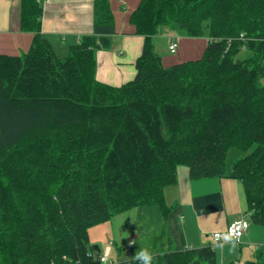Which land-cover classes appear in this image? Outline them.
I'll return each instance as SVG.
<instances>
[{"label":"trees","instance_id":"trees-1","mask_svg":"<svg viewBox=\"0 0 264 264\" xmlns=\"http://www.w3.org/2000/svg\"><path fill=\"white\" fill-rule=\"evenodd\" d=\"M41 16L37 0H19L32 41L0 55V264H94L89 229L150 206L162 220L153 264H217L210 246L169 247L164 190L180 166L191 180L241 182L250 224L264 227V0H139L128 22L143 49L119 87L95 77V54L116 34L108 0H94L93 34L64 58ZM164 28L206 31L202 57L164 68L152 44ZM231 149L248 154L227 173ZM263 263V251L246 262Z\"/></svg>","mask_w":264,"mask_h":264},{"label":"crops","instance_id":"crops-1","mask_svg":"<svg viewBox=\"0 0 264 264\" xmlns=\"http://www.w3.org/2000/svg\"><path fill=\"white\" fill-rule=\"evenodd\" d=\"M37 1L42 10L40 34L48 40L58 58L66 57L69 47L77 44L83 36L93 34L94 0ZM108 1L115 20L116 34L111 37L108 49H100L95 54V77L103 84L119 87L134 79L135 61L142 53L144 38L135 35L128 22L139 0H128V4L124 0ZM161 34L167 35L166 32ZM32 37L33 34L19 30V0H0V55L19 56L25 53ZM169 41L171 44L172 39ZM155 47L153 44L154 50ZM230 171L226 170L227 173ZM164 198L167 206L171 207L165 230L171 241L169 247L173 250L210 246L216 253L217 264H246L255 259L258 252H264V245L260 244L261 239L264 243V229H261L264 227L250 224L238 244L227 240L217 244L212 237L214 233L223 231L239 219L249 220L244 188L238 180H191L188 169L180 166L177 169V182L164 190ZM158 217V224L151 232H156L162 225L160 214ZM140 235L141 244L134 250L126 248L129 250L128 254H125V260L121 262L135 259L134 255L140 249L151 251V235ZM133 237L136 238V235ZM106 240L103 254L99 256L97 263L109 246L111 250L107 253V258L113 252L112 246L115 252L118 250L110 237ZM130 244L133 245L132 241L129 242V247ZM156 248L165 250L167 247L164 245ZM88 252L93 258L90 249ZM114 263L117 262H110Z\"/></svg>","mask_w":264,"mask_h":264},{"label":"rangeland","instance_id":"rangeland-1","mask_svg":"<svg viewBox=\"0 0 264 264\" xmlns=\"http://www.w3.org/2000/svg\"><path fill=\"white\" fill-rule=\"evenodd\" d=\"M124 1L125 4L130 3L128 0ZM162 32H166L167 35L159 34L158 37H153L152 44L156 46L154 52L160 57L161 64L164 68H169L182 62L200 59L209 42L206 31L203 36L197 38H189L166 28L162 29ZM172 36V41H175L177 46H179L175 53L169 51V39H172ZM247 55L248 53L246 50H241L236 58L243 60ZM261 84L264 85V79L261 80ZM246 154L248 153L235 149L229 150L227 154L226 170L230 171L234 162ZM158 214L159 212L156 207H137L127 213L113 217L109 222L89 229L90 241L88 249H90L93 254L94 264H101L99 262L97 263V259L103 254V245L107 243V237H110L116 243L118 250L115 252V248L112 246L113 252L111 256L107 258L106 263L102 264H110L112 261L117 262L114 264H118L125 260V254H128L129 251H127L126 248L134 250L137 248V245L141 244L142 236L140 234H149L151 235L150 239H152L154 237L153 233L155 232L151 231H154L158 224ZM135 235L136 238L133 237ZM130 241H132L133 245L130 244L131 246L129 247ZM260 244L264 245L262 239Z\"/></svg>","mask_w":264,"mask_h":264},{"label":"built area","instance_id":"built-area-1","mask_svg":"<svg viewBox=\"0 0 264 264\" xmlns=\"http://www.w3.org/2000/svg\"><path fill=\"white\" fill-rule=\"evenodd\" d=\"M175 45L170 46V50L173 51ZM247 227V223L244 220H237L229 225L225 230L216 232L213 234V239L217 242H221L222 240H227L229 242H235L240 240L241 236L243 235L245 229ZM107 256L104 255L99 259V263H106Z\"/></svg>","mask_w":264,"mask_h":264},{"label":"clouds","instance_id":"clouds-1","mask_svg":"<svg viewBox=\"0 0 264 264\" xmlns=\"http://www.w3.org/2000/svg\"><path fill=\"white\" fill-rule=\"evenodd\" d=\"M109 248L105 251V255L110 251ZM135 261L138 262V264H153V255L148 249H140L136 251L134 255Z\"/></svg>","mask_w":264,"mask_h":264},{"label":"bare ground","instance_id":"bare-ground-1","mask_svg":"<svg viewBox=\"0 0 264 264\" xmlns=\"http://www.w3.org/2000/svg\"><path fill=\"white\" fill-rule=\"evenodd\" d=\"M172 40H173V37H172ZM172 45H175V48H174V50L173 51H171L170 50V46H172ZM170 46H169V51L171 52V53H175V51H176V49H177V45H176V43H175V41H172L171 42V44H170ZM239 220H241V219H239ZM242 220H244L246 223H247V227H246V229H245V231H244V233L248 230V228H249V226H250V222H249V220H246V219H242ZM225 230V229H224ZM243 233V234H244ZM213 236V235H212ZM242 237V236H241ZM240 240H241V238H240ZM240 240H239V242H240ZM215 241V240H214ZM238 241H235V242H233V243H236V244H238L239 243ZM215 243H220V241L219 242H217V241H215ZM88 257H91L92 258V255L91 254H88Z\"/></svg>","mask_w":264,"mask_h":264}]
</instances>
